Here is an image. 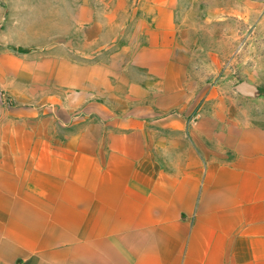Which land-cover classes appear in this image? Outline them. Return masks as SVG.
<instances>
[{"label": "crops", "instance_id": "obj_1", "mask_svg": "<svg viewBox=\"0 0 264 264\" xmlns=\"http://www.w3.org/2000/svg\"><path fill=\"white\" fill-rule=\"evenodd\" d=\"M28 1L0 0V264H264V124L196 99L182 0Z\"/></svg>", "mask_w": 264, "mask_h": 264}, {"label": "rangeland", "instance_id": "obj_2", "mask_svg": "<svg viewBox=\"0 0 264 264\" xmlns=\"http://www.w3.org/2000/svg\"><path fill=\"white\" fill-rule=\"evenodd\" d=\"M65 3L59 0L60 9ZM181 3L184 14L177 19L189 55L188 86L196 99L235 103L264 124V0ZM241 84L252 86L249 97L236 92Z\"/></svg>", "mask_w": 264, "mask_h": 264}, {"label": "water", "instance_id": "obj_3", "mask_svg": "<svg viewBox=\"0 0 264 264\" xmlns=\"http://www.w3.org/2000/svg\"><path fill=\"white\" fill-rule=\"evenodd\" d=\"M236 92L242 96L249 97L250 94L253 92V88L247 84H241L236 87Z\"/></svg>", "mask_w": 264, "mask_h": 264}]
</instances>
